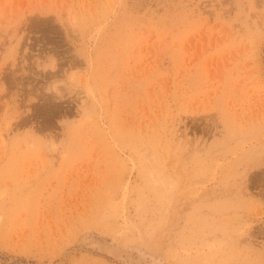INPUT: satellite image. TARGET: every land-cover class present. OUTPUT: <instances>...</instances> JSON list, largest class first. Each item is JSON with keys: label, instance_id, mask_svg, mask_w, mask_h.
<instances>
[{"label": "rangeland", "instance_id": "rangeland-1", "mask_svg": "<svg viewBox=\"0 0 264 264\" xmlns=\"http://www.w3.org/2000/svg\"><path fill=\"white\" fill-rule=\"evenodd\" d=\"M0 264H264V0H0Z\"/></svg>", "mask_w": 264, "mask_h": 264}, {"label": "bare ground", "instance_id": "bare-ground-1", "mask_svg": "<svg viewBox=\"0 0 264 264\" xmlns=\"http://www.w3.org/2000/svg\"><path fill=\"white\" fill-rule=\"evenodd\" d=\"M96 242V241H95ZM88 243V242H87ZM96 244V243H95Z\"/></svg>", "mask_w": 264, "mask_h": 264}]
</instances>
